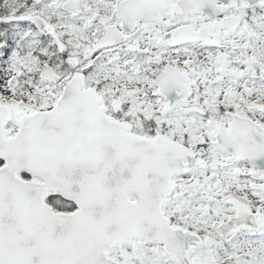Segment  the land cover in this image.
<instances>
[{"label":"snow or ice","instance_id":"1","mask_svg":"<svg viewBox=\"0 0 264 264\" xmlns=\"http://www.w3.org/2000/svg\"><path fill=\"white\" fill-rule=\"evenodd\" d=\"M0 264H264V0H0Z\"/></svg>","mask_w":264,"mask_h":264}]
</instances>
